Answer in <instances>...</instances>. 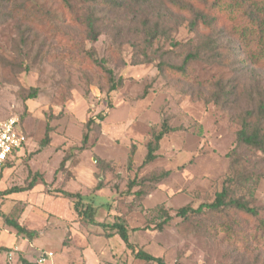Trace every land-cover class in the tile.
I'll return each instance as SVG.
<instances>
[{
    "label": "rangeland",
    "instance_id": "374dc122",
    "mask_svg": "<svg viewBox=\"0 0 264 264\" xmlns=\"http://www.w3.org/2000/svg\"><path fill=\"white\" fill-rule=\"evenodd\" d=\"M114 1L0 0V118H18L28 136L0 181V247L10 250L0 264H19L20 256L37 264L46 253L53 254L48 264H143L134 262L118 236L81 225L73 200L52 194L56 190L79 193L86 204L93 198L96 224L120 218L136 248L167 264H264V151L237 142L243 113L251 102L264 101V62L256 55L262 46L253 49L252 35L248 46L242 44L232 29L244 21L219 12L229 63L208 61L215 52L202 53L185 75L166 67L159 72L163 64L181 65L209 33L191 32L188 16L169 1ZM158 18V37L150 41L143 26L152 28ZM101 62L116 82L122 79L116 91ZM32 89L38 96L29 100ZM164 119L176 131L144 166L147 144ZM88 121L95 124L81 149ZM47 124L51 143L39 151ZM30 172L46 185L2 194L25 186ZM229 177L245 180L239 195L260 210L259 218L230 210L188 221L176 216L183 207L212 203ZM161 208L173 219L157 231ZM2 216L40 237H17Z\"/></svg>",
    "mask_w": 264,
    "mask_h": 264
},
{
    "label": "trees",
    "instance_id": "16d2710c",
    "mask_svg": "<svg viewBox=\"0 0 264 264\" xmlns=\"http://www.w3.org/2000/svg\"><path fill=\"white\" fill-rule=\"evenodd\" d=\"M96 1V0H94ZM171 3L177 10L184 13L189 21V30L191 32L198 33L200 35L201 32L209 33L204 34L205 39L199 45V48L195 52H190L183 60L182 64L179 66L174 65H165L159 67V72H163L166 68L171 71H175L181 75H185L188 70L189 63L191 61H195L201 58L202 53H213L215 54L209 55L208 61H215L221 65L229 63V56L223 52V48H221L222 36L224 35V31L226 29L223 28V24H221L218 19L219 12L220 15L225 14L227 18L236 19L244 21V26L242 28H236L235 31L232 29V33L237 35L238 39H240L242 44H246L248 41L247 36L252 35L256 38L257 46L253 49L259 50L258 46H262L261 51L257 52V56L259 61L264 62V0H230L229 4L226 6L220 7L219 0H166ZM65 4H67V0H63ZM115 4H122V0L114 1ZM93 3V1H92ZM160 4L164 6V1L160 0ZM214 10V11H212ZM216 11V13H215ZM91 20L89 21L90 26L93 27L94 19L92 20V14L89 15ZM159 22H156L152 28L147 29L148 24H144V30L146 36L150 41H154L159 34L160 30V21L161 18H158ZM229 28V27H227ZM96 39V36H94ZM248 46V45H247ZM223 52V53H222ZM101 68L107 72L112 82L111 91H116L121 85L122 79L118 82L114 80V74L111 70H108L104 62H101ZM234 94V91H232ZM231 95H225L229 97ZM248 93H246V96ZM38 96L37 91L32 89L30 95L27 97L29 100L36 99ZM251 109L246 110L243 113L241 130L238 132L237 142L240 145H245L248 148H252L254 150L264 151V101L258 100L257 103L251 102ZM254 118L256 121L251 122V119ZM100 121H104L105 116H99ZM95 124L94 121H88L87 123V133L83 137V146L81 149H84L89 141V131L91 126ZM52 128L50 124L46 126L45 137L40 143V150L47 148L51 143L50 134L52 132ZM176 130L169 125L167 119H164L162 122V126L160 131L154 132L152 140L147 144V155L145 157L143 165H148L154 162L157 159L156 153L160 149L161 141L167 137L170 133L175 132ZM134 153L130 154L129 157V167L133 161ZM66 160H63L60 166V170H63L65 167ZM14 163H10L7 165V169L13 166ZM4 174V173H3ZM2 174V175H3ZM0 177V181L2 178ZM30 181L22 187H13L2 194L4 196L11 195H19L23 193H28L34 190L38 183H42L46 185L42 175L40 174H32L29 173ZM160 177H155L154 181H159ZM245 180H235L232 177H229L226 182L223 190L216 195L215 200L212 203L201 204L198 208H193L192 206H186L178 210L176 216L181 218L184 221H188L193 217L197 216H206L208 214L220 215L224 213L226 210L233 211L235 213L243 214L253 218L260 217V210L251 206L249 200H245V198H241L239 195L241 193V189H243L245 185ZM136 186V182L133 181L129 184L128 190L126 194H130L132 189ZM102 189V184L99 183L97 186V190ZM52 194L56 196H61L65 199L73 200V210L78 217V221L81 225H98L102 227L105 231H109L107 235L108 238H112L114 236H118L121 241L125 244L126 248L131 251L133 255L134 262H139L143 264H167L162 258H156L149 253L145 252L143 249L136 248L130 242V234L129 230L126 226V223L120 218L116 219L114 223H102L96 224L95 217L98 212V208L93 206L94 199L89 198V204H86V197L81 194H72L63 190H56ZM139 196H143V192L138 193ZM264 209V208H263ZM160 221L156 224L157 231H163L164 228L172 221V216L165 211L163 208L160 210ZM3 221L6 226L12 228L16 232V236L28 241H34L40 237V233L34 230H29L23 225H21L18 220L9 218L7 216H2ZM264 225V221H262ZM137 231V230H134ZM10 250L7 248L0 247V256L4 252H9ZM19 264H35L30 262L23 256L19 257Z\"/></svg>",
    "mask_w": 264,
    "mask_h": 264
},
{
    "label": "built area",
    "instance_id": "2783aa9c",
    "mask_svg": "<svg viewBox=\"0 0 264 264\" xmlns=\"http://www.w3.org/2000/svg\"><path fill=\"white\" fill-rule=\"evenodd\" d=\"M27 143V133L18 118H0V177L8 164L15 163L21 157ZM52 257V253H47L38 259V263Z\"/></svg>",
    "mask_w": 264,
    "mask_h": 264
},
{
    "label": "crops",
    "instance_id": "0c3cea01",
    "mask_svg": "<svg viewBox=\"0 0 264 264\" xmlns=\"http://www.w3.org/2000/svg\"><path fill=\"white\" fill-rule=\"evenodd\" d=\"M46 254H47V253H46ZM52 258H53V257H52ZM28 260H29L30 262H33L30 258H28ZM37 264H39V263H38V260H37ZM41 264H48V263H47V261L45 260V261H44L43 263H41ZM87 264H90V262L88 261Z\"/></svg>",
    "mask_w": 264,
    "mask_h": 264
}]
</instances>
